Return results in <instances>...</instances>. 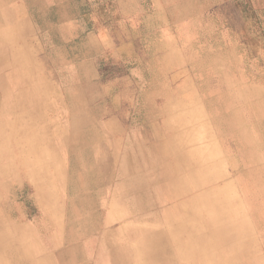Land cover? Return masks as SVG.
<instances>
[{
	"label": "rangeland",
	"instance_id": "obj_1",
	"mask_svg": "<svg viewBox=\"0 0 264 264\" xmlns=\"http://www.w3.org/2000/svg\"><path fill=\"white\" fill-rule=\"evenodd\" d=\"M0 8L19 24L0 41V264H193L151 249L185 233L189 194L241 224L209 264H264V0Z\"/></svg>",
	"mask_w": 264,
	"mask_h": 264
},
{
	"label": "bare ground",
	"instance_id": "obj_2",
	"mask_svg": "<svg viewBox=\"0 0 264 264\" xmlns=\"http://www.w3.org/2000/svg\"><path fill=\"white\" fill-rule=\"evenodd\" d=\"M180 157L182 159L185 157L184 155L180 154ZM186 158V157H185ZM184 161H186L184 159ZM212 163V162H211ZM208 163H204L203 166L197 167L194 165L192 168V172L187 175V178H179L177 179V183L179 184L180 189H189L190 184L189 179H194L195 181H199L202 183H205V174L211 169L212 166H209ZM194 175V178H189V176ZM202 183H197L201 187L204 186ZM206 184V183H205ZM184 193V192H183ZM185 195V194H184ZM188 198L185 200V202L182 203V209L184 210V226H185V233H179L181 237L176 238V240H170L169 242L163 243V238L158 237L153 240V246L151 249H157L156 253L154 254L156 259H159L164 254V250L166 248V244L169 243L171 245L176 246L178 244V251L182 253L184 249L187 253V259L191 256V253L194 255L191 258V261H193V264H209L207 261V252L209 249V244L212 239H217V244L222 245L224 242H228L229 245H233L237 240H239V236H241V233L238 232L239 228L241 227V224L238 225L235 221L224 223L220 225V220H211L209 215H201L200 217H197L196 213L199 212V208L194 204L197 201L198 195H188ZM175 207V204H174ZM176 208V207H175ZM177 210V209H176ZM178 213V212H177ZM200 214V213H199ZM205 218V219H203ZM203 221H202V220ZM189 221H194L195 225L190 226ZM191 227V228H190ZM179 228V227H178ZM203 228H207L208 233L204 232ZM202 236L200 233H202ZM178 234V236H179ZM183 234V235H182ZM200 235L199 237L197 235ZM162 235V234H161ZM180 238V239H179ZM181 240V241H180ZM187 240H189L187 242ZM193 240V241H191ZM194 243V245H193ZM199 245H195L198 244ZM201 243V244H200ZM204 248V249H203ZM177 249V247H176ZM204 251H203V250ZM15 255V254H14ZM24 255V254H23ZM205 256L200 257V256ZM209 256V255H208ZM17 257V256H16ZM204 260V261H203ZM185 263V262H184Z\"/></svg>",
	"mask_w": 264,
	"mask_h": 264
},
{
	"label": "crops",
	"instance_id": "obj_3",
	"mask_svg": "<svg viewBox=\"0 0 264 264\" xmlns=\"http://www.w3.org/2000/svg\"><path fill=\"white\" fill-rule=\"evenodd\" d=\"M0 20H1L0 23L2 25V28L0 29V41H4L6 38L3 37V34L10 35L15 29H17L16 27L19 24L17 23V21H14L11 18L10 13L8 14V10L6 8H0ZM16 36L17 35H15L13 38H15ZM23 49L24 48H20L19 50L17 49L15 51V53L12 55V56H14L15 60L17 57L23 56V53H24ZM23 63H21L22 65H19L20 67H18L20 70H23L22 68L23 67L25 68V66H26L25 63L24 64ZM14 65L17 66V64H14ZM19 69H16L15 73H19L20 72ZM15 73H13V74H15Z\"/></svg>",
	"mask_w": 264,
	"mask_h": 264
}]
</instances>
